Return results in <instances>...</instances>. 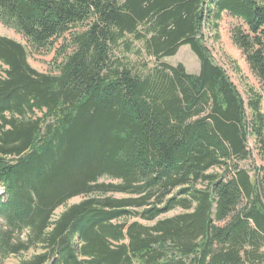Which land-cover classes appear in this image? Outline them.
<instances>
[{
  "label": "trees",
  "instance_id": "obj_1",
  "mask_svg": "<svg viewBox=\"0 0 264 264\" xmlns=\"http://www.w3.org/2000/svg\"><path fill=\"white\" fill-rule=\"evenodd\" d=\"M225 14L260 90L212 57ZM0 22L26 40L0 36V264H264V0H0ZM183 46L198 74L164 62Z\"/></svg>",
  "mask_w": 264,
  "mask_h": 264
},
{
  "label": "rangeland",
  "instance_id": "obj_2",
  "mask_svg": "<svg viewBox=\"0 0 264 264\" xmlns=\"http://www.w3.org/2000/svg\"><path fill=\"white\" fill-rule=\"evenodd\" d=\"M237 21L229 17L228 15H224L223 20L221 22L220 27V35L221 41L217 45L209 46L211 50L212 57L216 64L223 67L228 76L231 78L232 82L239 88L240 92L245 95V85H249L255 87L260 90V85L256 78L252 75L249 67L242 56L239 49L233 44L231 38V28L235 25ZM0 36L8 37L10 39L21 42L22 44H26V40L22 35L16 33L14 30L5 27L0 22ZM137 48H141L140 44L135 45ZM55 51L52 50L50 52H43L40 54L30 55L29 63L30 65L41 73H50L53 70V63L55 58ZM129 58L132 59L134 63H136L140 68H143L146 64V55L137 56L134 54H130ZM164 62L169 63L171 65L182 64L188 73L190 74H198L200 71V61L198 57L192 52L189 46H183L179 49L178 53L174 57L164 59ZM237 64L241 68V75L237 74L233 70V65ZM1 73V72H0ZM264 97V91H262ZM263 112H264V102H263ZM252 148V145L250 144ZM1 195V194H0ZM82 200L81 197H76L68 202V205L79 203ZM64 208H60L57 210L56 215H59ZM183 210L176 209L175 211L169 213L164 217H171L177 214L182 213ZM6 264H16V260L14 258L10 259L6 262Z\"/></svg>",
  "mask_w": 264,
  "mask_h": 264
},
{
  "label": "built area",
  "instance_id": "obj_3",
  "mask_svg": "<svg viewBox=\"0 0 264 264\" xmlns=\"http://www.w3.org/2000/svg\"><path fill=\"white\" fill-rule=\"evenodd\" d=\"M3 193V189L2 188H0V194H2Z\"/></svg>",
  "mask_w": 264,
  "mask_h": 264
}]
</instances>
